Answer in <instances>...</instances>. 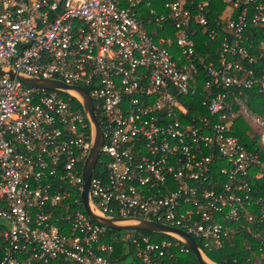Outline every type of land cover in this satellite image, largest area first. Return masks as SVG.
<instances>
[{"label":"built area","instance_id":"built-area-1","mask_svg":"<svg viewBox=\"0 0 264 264\" xmlns=\"http://www.w3.org/2000/svg\"><path fill=\"white\" fill-rule=\"evenodd\" d=\"M222 1L209 28L208 0H162L163 11L151 0H0V67L84 87L93 101L102 164L90 209L182 229L212 250L239 228L260 236L254 224L264 223V160L230 133L246 115L264 148V120L240 100L264 89V43L256 53L245 44L247 28L264 24V1ZM196 25L218 42L212 57L197 53ZM199 90L205 113L189 110ZM74 99L81 104L71 90L0 77V264H120L117 240L131 247L130 264L187 254L172 232L127 228L107 239L85 212L93 129Z\"/></svg>","mask_w":264,"mask_h":264},{"label":"trees","instance_id":"trees-1","mask_svg":"<svg viewBox=\"0 0 264 264\" xmlns=\"http://www.w3.org/2000/svg\"><path fill=\"white\" fill-rule=\"evenodd\" d=\"M201 1V0H196ZM208 12L207 18L209 20V28L215 26V20L225 9V4L222 0H208ZM264 1V0H263ZM162 0H151V4L158 11H163ZM154 25V24H153ZM195 29L192 37L195 42V49L197 53L203 54L206 57H212L215 48L218 45L217 41H210L207 36V32L201 30L200 26H193ZM248 39L245 41L246 45L252 46V52L256 53L258 51V46L261 42L264 43V24L258 27L249 26L247 28ZM212 52V53H211ZM258 67L264 69V54L259 58ZM250 65V64H249ZM250 66H254L251 64ZM202 91L188 97V101L193 106L189 107L191 112H204L207 111L206 107L200 106L199 101L202 98ZM240 100L242 101L244 107L249 113L255 114L264 120V89H260L258 86H253L252 88L245 89L243 94L240 95ZM75 103L81 107V104L74 99ZM234 108H238L237 104H234ZM98 117L99 112L97 111ZM256 129V127H255ZM253 124L247 118L246 115L239 114L233 119L231 124L230 133L235 135L241 144L248 150L255 151L258 153L261 159L264 160V148L261 143L260 134L261 130L259 128L256 131ZM102 164V155L99 156L96 165L95 172ZM94 172V173H95ZM261 193L264 195V185L261 184ZM82 207V205L80 204ZM254 227L260 231V236L253 237L251 234L247 233L244 229H237L232 234H230L223 247L218 250L207 249L203 246V242L195 238L198 245L204 251L207 258L217 264H264V223L256 225ZM121 228H106L107 239H110L109 234L120 231ZM144 233L151 234L153 237L160 239L164 237H169L165 234H159L151 231L143 230ZM114 252H113V262H118L125 260L133 251L127 243L122 241H114ZM127 247V248H126ZM1 256V252H0ZM168 264H199L191 251L187 254L176 255V260L169 262Z\"/></svg>","mask_w":264,"mask_h":264},{"label":"water","instance_id":"water-1","mask_svg":"<svg viewBox=\"0 0 264 264\" xmlns=\"http://www.w3.org/2000/svg\"><path fill=\"white\" fill-rule=\"evenodd\" d=\"M1 76L16 78L17 80L28 86L43 87V88L58 89V90H71L80 100L87 116L91 121L92 129H93L92 144L89 153L82 166L81 200H82L83 209L92 217L94 221L108 228H121V229L128 228V229L146 230L151 232L176 233L182 237L185 244L189 247L190 251L193 253L199 264H217L211 261L209 258H207L200 251L196 240L189 233H187L182 229L164 223H159L145 219L136 218L135 220L131 221V220L119 219L116 217H104L93 212L90 209L88 202V189H89V183H90V177L92 171L95 167V164L100 154V147L102 144V129L100 127L94 109L93 101L91 100L88 91L84 87L78 85H68L60 80L26 77L22 74H16L10 69H3L0 67V77Z\"/></svg>","mask_w":264,"mask_h":264},{"label":"rangeland","instance_id":"rangeland-1","mask_svg":"<svg viewBox=\"0 0 264 264\" xmlns=\"http://www.w3.org/2000/svg\"><path fill=\"white\" fill-rule=\"evenodd\" d=\"M253 127H254V129H255L256 126L253 125ZM257 129L259 130L258 127H256L255 130L258 131ZM260 129H261V128H260ZM126 248H127V247H126ZM131 261H132V257H127L124 261L120 262V264H130Z\"/></svg>","mask_w":264,"mask_h":264}]
</instances>
